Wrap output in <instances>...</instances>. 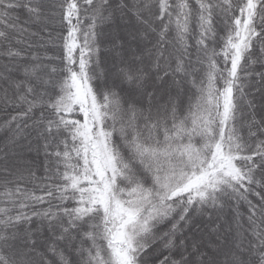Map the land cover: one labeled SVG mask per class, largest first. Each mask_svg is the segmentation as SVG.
<instances>
[{
	"label": "snow or ice",
	"instance_id": "snow-or-ice-1",
	"mask_svg": "<svg viewBox=\"0 0 264 264\" xmlns=\"http://www.w3.org/2000/svg\"><path fill=\"white\" fill-rule=\"evenodd\" d=\"M0 57V264H264V0H0Z\"/></svg>",
	"mask_w": 264,
	"mask_h": 264
},
{
	"label": "trees",
	"instance_id": "trees-1",
	"mask_svg": "<svg viewBox=\"0 0 264 264\" xmlns=\"http://www.w3.org/2000/svg\"><path fill=\"white\" fill-rule=\"evenodd\" d=\"M23 16V14H21ZM84 24H87V21H84ZM58 31H61L58 29ZM34 39V38H32ZM57 43H59V41H57ZM17 47H23V45H16ZM42 51V50H40ZM58 51V49L56 50ZM53 51L50 50L49 51V55H52ZM103 58H104V54L102 53V63H101V68L105 67L104 63H103ZM6 61L3 59V57H0V65H3ZM16 112L15 110H13L12 108H7L5 109L3 107V105H0V125L3 124L4 121L8 120L10 118V116L15 115ZM5 138H6V132L4 130L3 127H0V149L3 148V144L5 142Z\"/></svg>",
	"mask_w": 264,
	"mask_h": 264
},
{
	"label": "rangeland",
	"instance_id": "rangeland-1",
	"mask_svg": "<svg viewBox=\"0 0 264 264\" xmlns=\"http://www.w3.org/2000/svg\"><path fill=\"white\" fill-rule=\"evenodd\" d=\"M103 68H104V67H103ZM103 68H102V69H103Z\"/></svg>",
	"mask_w": 264,
	"mask_h": 264
}]
</instances>
